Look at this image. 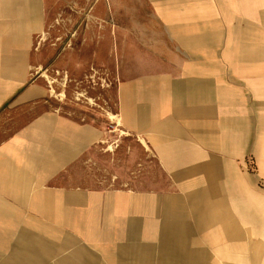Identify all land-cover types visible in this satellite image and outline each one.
I'll use <instances>...</instances> for the list:
<instances>
[{
    "label": "crops",
    "instance_id": "1",
    "mask_svg": "<svg viewBox=\"0 0 264 264\" xmlns=\"http://www.w3.org/2000/svg\"><path fill=\"white\" fill-rule=\"evenodd\" d=\"M73 4L138 186L85 182L113 126L50 107L37 40ZM0 264H264V0H0Z\"/></svg>",
    "mask_w": 264,
    "mask_h": 264
},
{
    "label": "rangeland",
    "instance_id": "2",
    "mask_svg": "<svg viewBox=\"0 0 264 264\" xmlns=\"http://www.w3.org/2000/svg\"><path fill=\"white\" fill-rule=\"evenodd\" d=\"M51 13L36 47L40 75L51 90L50 107L79 119L108 122L115 131L101 156L85 161L84 181L110 188L138 186L140 158L145 156L139 154L138 140L117 126L114 94L118 77L113 76V67L109 66V47L90 41L93 31L105 28L98 23L91 27V12H77L74 4L67 11L56 8Z\"/></svg>",
    "mask_w": 264,
    "mask_h": 264
}]
</instances>
